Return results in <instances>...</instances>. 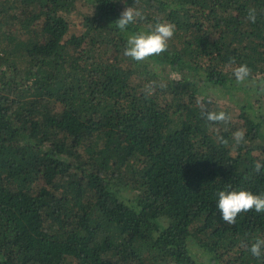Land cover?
I'll use <instances>...</instances> for the list:
<instances>
[{
	"label": "trees",
	"instance_id": "obj_1",
	"mask_svg": "<svg viewBox=\"0 0 264 264\" xmlns=\"http://www.w3.org/2000/svg\"><path fill=\"white\" fill-rule=\"evenodd\" d=\"M126 7L144 19L122 32ZM157 20L176 26L167 51L125 56ZM258 160L264 0H0V264H264V212L218 208L219 191L264 194Z\"/></svg>",
	"mask_w": 264,
	"mask_h": 264
},
{
	"label": "clouds",
	"instance_id": "obj_2",
	"mask_svg": "<svg viewBox=\"0 0 264 264\" xmlns=\"http://www.w3.org/2000/svg\"><path fill=\"white\" fill-rule=\"evenodd\" d=\"M257 9L249 8L247 18L255 23L257 20ZM143 13L133 7H126L120 14L119 19L115 21L116 27L120 31H125L129 25L135 24L138 20H143ZM176 26L168 21L157 20V22L148 31H140L128 36L127 44L123 54L136 62H143L152 56H159L168 49V42L173 37ZM237 82L243 83L251 76V69L247 64H241L232 69ZM163 86V85H161ZM149 94L152 86H147ZM202 115L210 122H227L231 120L230 115L224 111L213 112L203 110ZM233 140L236 145L245 142V130L238 129L233 133ZM222 143L228 141L222 139ZM264 164L259 160L254 165L255 172L259 173ZM218 208L222 220L227 224H235L236 219L242 212L255 210L257 213L264 212V194H254L250 190H223L218 192ZM249 251L257 258L264 255V238L257 237L251 243Z\"/></svg>",
	"mask_w": 264,
	"mask_h": 264
},
{
	"label": "rangeland",
	"instance_id": "obj_3",
	"mask_svg": "<svg viewBox=\"0 0 264 264\" xmlns=\"http://www.w3.org/2000/svg\"><path fill=\"white\" fill-rule=\"evenodd\" d=\"M79 10H81V9H79V8H75L74 9V12H76V11H79ZM72 29H75V27L73 26L72 27ZM76 30V29H75ZM75 30H73V33H75L74 31ZM170 75L172 76V77H176V78H179L180 77V74L178 73V72H176V71H170ZM237 91V90H236ZM238 92V94H240L239 92L240 91H237ZM261 92H258V91H252L251 92V95H253V94H255V96H260L261 94H260ZM208 97H212V98H216L221 104H223V103H227V104H229L230 106H232V109L233 110H235V111H238V109H239V107L238 106H236V105H234L233 104V102H231L230 100H229V98H228V96L227 95H224V96H218V94H216L215 92H213L212 90L210 91V93H209V96ZM255 98V97H254ZM245 101L246 100V96H243V97H241L240 98V102L241 101ZM240 104V103H239Z\"/></svg>",
	"mask_w": 264,
	"mask_h": 264
}]
</instances>
